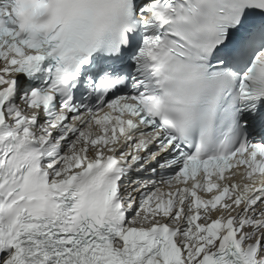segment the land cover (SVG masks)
<instances>
[{"label":"snow or ice","instance_id":"1","mask_svg":"<svg viewBox=\"0 0 264 264\" xmlns=\"http://www.w3.org/2000/svg\"><path fill=\"white\" fill-rule=\"evenodd\" d=\"M0 264H264V0H0Z\"/></svg>","mask_w":264,"mask_h":264}]
</instances>
